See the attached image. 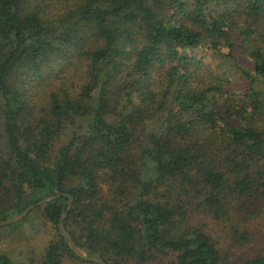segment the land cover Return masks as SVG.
I'll use <instances>...</instances> for the list:
<instances>
[{
  "label": "trees",
  "instance_id": "obj_1",
  "mask_svg": "<svg viewBox=\"0 0 264 264\" xmlns=\"http://www.w3.org/2000/svg\"><path fill=\"white\" fill-rule=\"evenodd\" d=\"M57 194L25 264H95L62 212L105 264H225L203 219L264 210V0H0V222Z\"/></svg>",
  "mask_w": 264,
  "mask_h": 264
},
{
  "label": "rangeland",
  "instance_id": "obj_2",
  "mask_svg": "<svg viewBox=\"0 0 264 264\" xmlns=\"http://www.w3.org/2000/svg\"><path fill=\"white\" fill-rule=\"evenodd\" d=\"M233 53L241 69H251V63L239 56L237 50H234ZM215 63L219 62L215 61ZM224 68L219 70L223 71ZM241 75L239 68L232 69L229 74L232 86L238 88L242 85L244 80ZM38 214L39 212H34L24 221L0 227V255H8L13 264H25L30 259H35V261L42 259L44 249L51 241L54 230L49 225L43 226L39 221ZM250 218L249 222L244 223L241 227V230L248 231L249 240L240 244L234 241L235 237L231 231L230 223L216 222L209 217L203 219L202 223L206 224V231L213 236L221 248V254L226 259L225 264H237L264 255V210L263 213H255ZM65 264L81 263L67 257Z\"/></svg>",
  "mask_w": 264,
  "mask_h": 264
},
{
  "label": "water",
  "instance_id": "obj_3",
  "mask_svg": "<svg viewBox=\"0 0 264 264\" xmlns=\"http://www.w3.org/2000/svg\"><path fill=\"white\" fill-rule=\"evenodd\" d=\"M61 196H64V197H67L69 199V202H72L73 198L72 196L68 195V194H57L55 196H49V197H46L44 199H42L41 201L35 203V204H32V205H29L23 212H21L19 215H16L14 217H11L10 219H7V220H4V221H1L0 222V227L2 226H6V225H9V224H13V223H16V222H20L22 221L25 217H27V215L36 207H39V206H43L45 205L47 202L55 199V198H58V197H61ZM66 217V213L65 212H62L61 214V217H60V221H59V224L57 226V229H58V232L59 234L69 243L70 247H71V250L72 252L74 253V255L79 258L80 260H83L85 262H91V263H95V264H105L101 259L99 258H93V257H86L85 255H83L76 247L75 243L73 242L71 236L69 235V233L64 229L63 227V220L64 218Z\"/></svg>",
  "mask_w": 264,
  "mask_h": 264
}]
</instances>
